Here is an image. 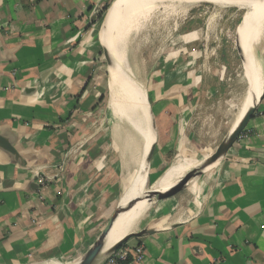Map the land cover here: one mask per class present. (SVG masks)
Wrapping results in <instances>:
<instances>
[{
    "label": "crops",
    "instance_id": "crops-1",
    "mask_svg": "<svg viewBox=\"0 0 264 264\" xmlns=\"http://www.w3.org/2000/svg\"><path fill=\"white\" fill-rule=\"evenodd\" d=\"M102 1L0 0V140L14 150L0 142V264H81L120 208L130 180L138 176L147 188L165 191L210 161L205 145L193 157L180 152L163 170L164 160L179 149L180 125L200 105L204 79L167 67L147 88L155 119L152 128L149 113L148 129L155 132L150 156L126 174L111 135L107 153L108 137L97 133L94 121L106 92L108 103L110 96L111 63L103 66L107 35L98 20ZM126 2L114 15L112 52ZM258 57L243 65L249 82L244 99L260 69ZM263 83L246 113L258 104L253 117L228 153L207 169L214 168L207 180L192 187L191 180L184 191L165 197L153 233L121 247H142L138 264H264ZM107 114L108 106L111 134ZM245 119L239 109L228 136ZM156 207L154 201L153 213Z\"/></svg>",
    "mask_w": 264,
    "mask_h": 264
},
{
    "label": "rangeland",
    "instance_id": "rangeland-1",
    "mask_svg": "<svg viewBox=\"0 0 264 264\" xmlns=\"http://www.w3.org/2000/svg\"><path fill=\"white\" fill-rule=\"evenodd\" d=\"M115 1L103 0L101 2L102 13L101 17L97 18L102 28L101 32L105 31L104 26ZM209 10L213 11V9H206L205 6L195 7L189 18L174 32V35L172 33L169 35L171 39H168L164 46H160L158 39L152 35L148 41L151 45L139 47L138 52L135 51V54H130L132 56L129 57L138 76L146 78L149 90L151 88L150 78L165 67H167V71H180L183 75H191L193 80L196 75L204 77L199 87L202 91L200 96L203 97L200 105L193 109L192 120L180 125L181 133L177 136L180 143L179 149L170 153L168 159L164 160L163 170L170 166L172 161L180 155V152L184 156L193 157L202 154L205 145H208L211 149V157L215 155L234 125L240 104L249 86L243 65L248 68L256 55L259 56L258 58L261 56L264 22H261L258 12L251 5L240 10L230 8L222 13L220 18L216 19L212 32L206 37V12ZM156 11L157 9L151 11L154 20H156ZM190 34H192L191 38ZM187 37L188 39H186ZM102 43L105 47L106 44L103 41ZM103 49V66L107 68L111 59L106 57L105 48ZM116 50L117 48L112 52L113 57L117 53ZM103 71L101 81L107 89L110 75L105 72V68ZM107 106L108 93L106 92L101 110L95 115L94 121L97 124L95 129L98 131L97 133L108 137L107 153L110 154L112 143L110 135L112 136V134L107 127L109 125L106 116ZM151 148L152 145L149 150ZM116 153L118 152L116 151ZM213 171L214 168H211L200 176L194 177L190 186L207 180ZM157 174L153 179L157 177ZM152 200L156 202L157 207L145 227L146 230L154 227L158 207H161L164 198L156 197ZM111 218L106 221V227ZM130 242L133 243V239ZM111 248H106L104 253H108Z\"/></svg>",
    "mask_w": 264,
    "mask_h": 264
},
{
    "label": "bare ground",
    "instance_id": "bare-ground-1",
    "mask_svg": "<svg viewBox=\"0 0 264 264\" xmlns=\"http://www.w3.org/2000/svg\"><path fill=\"white\" fill-rule=\"evenodd\" d=\"M122 2L123 0H118L113 6L104 28L107 35L106 46L111 51L112 23ZM250 5L258 12L261 22H264V0H127L122 13V32L117 53L114 62L110 65V99L107 114L115 151L120 157L123 173L127 174L131 168H135L136 163L140 162V165L144 159L146 160L150 156L149 148L155 138L154 130L148 129L150 111L148 110L146 78L138 76L130 62L129 57L132 56L130 54H135V51L138 52L139 47L151 45L148 41L152 35L158 39L160 46H164L168 39H171L169 35L171 33L174 35V32L189 18L192 9L197 6L213 9V11L206 12L207 37L212 32L216 19L220 18L222 13L230 8L240 10ZM152 9H157L156 20L151 14ZM189 37L191 38L192 34ZM262 40L261 57L257 62L260 69L258 74L256 73L257 76L247 97L239 107L243 119L247 117V110L254 101L256 91L264 82V35ZM207 50L208 48L206 54ZM142 168L143 165L140 171ZM140 178L137 176L133 181L129 179L130 182L123 190L118 204L120 209L128 205H134V207L116 218L106 248L113 247L126 237L145 230L146 225L151 220L154 200L135 204L137 199L143 198L150 191L147 188V183L142 182ZM45 264H78V262L54 260Z\"/></svg>",
    "mask_w": 264,
    "mask_h": 264
},
{
    "label": "water",
    "instance_id": "water-1",
    "mask_svg": "<svg viewBox=\"0 0 264 264\" xmlns=\"http://www.w3.org/2000/svg\"><path fill=\"white\" fill-rule=\"evenodd\" d=\"M104 48H105L106 57L109 60L111 59V63H112V61L114 59V57L112 55V51L107 46H105ZM263 97H264V86H263V92H262V95L260 97L259 102L262 100ZM257 105L255 107H253L249 111L246 119L243 121V123H241V125L239 126L238 130L236 131V133L233 136L229 135L228 138L225 139L222 142V144L219 146V148H218L217 152L215 153V155L210 158V161H209L207 167H205L204 169H197V170H194V171L188 173L185 176V178L179 184L175 185L171 189H168V190H165V191H155V190H153V185L150 186L148 188L150 190L149 193L147 195H145L143 198L137 199L135 204H137L138 202H142V201L152 200L153 198H156V197L165 198V197H168V196L176 195V194L184 191L186 188H188V185H189L190 181L194 177L200 176L209 167L214 165L216 162L220 161L221 158H223L228 153V151L232 148V146L234 145V143L238 139L242 129L248 124V122L253 117V115H254V113L256 111ZM150 115H151L150 116L151 117V125H152V128H154V126H155L154 116H153L151 111H150ZM0 142H1L2 145H4V147L7 148V150L9 152L14 153V150L12 149L11 146L4 144L5 142L3 140H0ZM149 172H150V165H149V161H148V165H147L146 171H145V178L148 177ZM165 172H166V170H165ZM133 207H134V205H128V206H126V207H124L122 209H120V208L117 209L115 214L112 216L110 222L107 224V227L102 232L101 237H99L95 241V243L92 245V247L90 248V250L88 251V253L84 257V259L81 262V264H101L110 254H112L113 252L119 250L131 238H133V237H141V236H144L146 234H152L153 233L152 231H149V230H143V231H141L140 233H138L136 235H130V236L126 237L125 239H123L121 242H119L116 245H114L111 248V250L108 251V253H104L105 252L104 250L106 249V246H107L109 235H110L111 231L114 228V222H115L116 218L119 215L125 213L126 211H128L129 209H131Z\"/></svg>",
    "mask_w": 264,
    "mask_h": 264
},
{
    "label": "built area",
    "instance_id": "built-area-1",
    "mask_svg": "<svg viewBox=\"0 0 264 264\" xmlns=\"http://www.w3.org/2000/svg\"><path fill=\"white\" fill-rule=\"evenodd\" d=\"M143 258L142 247L125 246L110 254L101 264H138Z\"/></svg>",
    "mask_w": 264,
    "mask_h": 264
}]
</instances>
